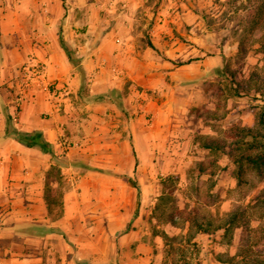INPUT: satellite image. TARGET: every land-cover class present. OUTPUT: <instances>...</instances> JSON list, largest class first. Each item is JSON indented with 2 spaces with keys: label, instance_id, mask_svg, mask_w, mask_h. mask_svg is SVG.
<instances>
[{
  "label": "rangeland",
  "instance_id": "obj_1",
  "mask_svg": "<svg viewBox=\"0 0 264 264\" xmlns=\"http://www.w3.org/2000/svg\"><path fill=\"white\" fill-rule=\"evenodd\" d=\"M261 1L142 0L135 7L134 3L124 5L123 0H61L60 7L51 4L49 10H43L41 0H30V26H25L29 36L3 42L10 60L21 59L14 64L16 79L22 80L16 85L4 84L12 100V116L17 120L22 106L35 107L37 116L57 132L55 143L43 141L39 146L47 156L41 161L63 164L74 142V117L86 113L84 103L94 96L89 95L93 80L90 75L80 79L76 67V85L49 74L41 58V12L68 21L66 41L83 51L89 46V36L93 47L98 45L96 36L112 25L106 21L121 19L127 26L133 22V37L123 42L130 49L126 53L129 65L124 63L117 71L106 57L101 60L108 65L114 83L98 99L116 104L120 128L142 132L136 145L147 151L142 154L145 167L140 171V183L135 174L133 183L139 190L137 197H152L147 219L159 237L162 264H236L232 256L247 245L264 256V171L243 165L238 180L235 164L226 154L211 153L193 143L196 135L231 142L230 128L257 123L264 94L241 89L236 93L231 80L246 81L252 74L264 80V55L258 43L264 16L256 25L251 22ZM55 29L60 37L59 25ZM165 48L173 51L166 55ZM142 64L150 69L143 72ZM149 133L155 134V153L151 155L144 136ZM53 146H57L55 150ZM150 157L155 163L151 174ZM201 168L206 172H199ZM237 208L242 215L230 238L223 237L222 230L213 234L198 231L196 222L205 224L210 219L216 224ZM58 210V205H51L50 220H55ZM44 224L41 218V226Z\"/></svg>",
  "mask_w": 264,
  "mask_h": 264
},
{
  "label": "crops",
  "instance_id": "obj_2",
  "mask_svg": "<svg viewBox=\"0 0 264 264\" xmlns=\"http://www.w3.org/2000/svg\"><path fill=\"white\" fill-rule=\"evenodd\" d=\"M123 1L128 6L134 3L135 7L142 2ZM51 4L60 7L61 0H41L43 10H49ZM30 6V0H0V264H162L159 237L147 219L152 197H137L133 186L134 174L140 183V171L145 167L142 154L147 151L136 145L142 132L120 128L116 104L98 99L99 93L114 83L108 65L104 66L101 60L106 57L117 71L126 63L130 49H125L123 42L133 37V22L127 26L121 19L102 20L111 27L96 36V47L89 36V46L83 51L66 41L68 21L41 12V58L47 63L49 74L74 85L79 81L73 68L76 66L69 62L61 46L55 49L59 38L55 28L59 25L60 37L81 58L85 76L92 77L89 95H94L84 103L86 113H77L72 122L74 142L60 164L64 176L63 211L59 218L50 220L43 196L44 173L51 162L41 161L47 156L39 145L27 147L13 132L5 133L6 116L10 115V127L19 132L40 133L43 141L50 144L55 143L57 135L50 123L37 116L35 107L22 106L14 120L12 100L4 87L7 82L16 85L19 78L16 79L18 69L14 63L21 59L10 60L3 42L29 36L25 26H30ZM171 51L163 50L166 55ZM141 66L143 72L150 69L147 64ZM29 113H33V118ZM144 136L148 137L151 155L155 153V134ZM53 147L55 150L57 146ZM154 164L150 157V174ZM41 218L45 221L43 226Z\"/></svg>",
  "mask_w": 264,
  "mask_h": 264
},
{
  "label": "trees",
  "instance_id": "obj_3",
  "mask_svg": "<svg viewBox=\"0 0 264 264\" xmlns=\"http://www.w3.org/2000/svg\"><path fill=\"white\" fill-rule=\"evenodd\" d=\"M264 16V0L261 1L253 10L251 17V22L256 25ZM260 51L264 55V31L262 32L260 38L258 39ZM59 44L69 62L79 70L81 79L84 78L85 72L82 65L80 64V59L74 55L73 49L66 44L61 37H59ZM228 65L225 64V68ZM224 69H220L222 72ZM264 72V63L262 66ZM231 75H233L231 73ZM233 77V76H231ZM235 81V92L241 89L246 93L251 90L261 91L264 94V80H259L256 74H252L246 81L241 80H231ZM7 125L5 133L13 132L15 138L23 143L27 147L34 145L43 146L44 142L41 139L40 133H28L19 132L15 128L10 127L11 116L7 115ZM229 133L234 137L231 142H227L224 139H208L202 135H196L193 137V143L200 148L206 149L211 153L222 152L226 154L231 161L235 164L234 176L240 180L242 176L243 165L251 167L259 172L264 171V107L257 111V123L254 126H235L229 129ZM231 147L229 150L226 148ZM199 172H206V168L199 169ZM44 183L45 191L43 199L49 210L51 205H58L59 210L55 218H59L62 215V202L61 187L64 184V176L62 174L61 165L58 163H51L44 173ZM137 194L139 190L136 183H133ZM50 194H49V193ZM58 196V197H57ZM242 215L240 209L232 210L227 214V216L221 219L218 223L213 224L212 220H208L205 224L196 222V227L198 231L202 233L213 234L217 230H222L223 237H229L232 233L233 228L239 226V219ZM261 232L264 236V227L261 228ZM256 245V244H255ZM252 245H247L239 248V250L232 256V260H237L236 264H264V256L259 253L255 254ZM257 255V256H256ZM77 264H82L81 261H77Z\"/></svg>",
  "mask_w": 264,
  "mask_h": 264
}]
</instances>
